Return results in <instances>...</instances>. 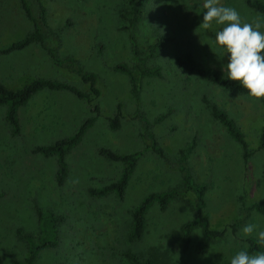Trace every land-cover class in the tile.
Instances as JSON below:
<instances>
[{
    "label": "rangeland",
    "instance_id": "obj_1",
    "mask_svg": "<svg viewBox=\"0 0 264 264\" xmlns=\"http://www.w3.org/2000/svg\"><path fill=\"white\" fill-rule=\"evenodd\" d=\"M42 2L51 31L48 44L56 47L60 59L72 58L82 71L96 76L100 94L95 102L100 113L67 153L68 173L58 185L56 156H43L33 149L73 134L92 115L88 102L67 90L43 89L19 107L18 135L11 134L4 118L5 106H0V264H12L26 256L27 243L21 234L39 235L35 204L64 217L57 226V245L42 250L35 264H128L125 251L149 258L153 264H230V258L245 249V239L257 241L256 233L264 230V215L253 210L236 233L229 227L243 218L240 197L248 205L261 202L264 196V150L258 146L264 108L259 99L231 93L174 64L177 56L190 53L198 64L224 74L221 68L227 56L223 57L210 39L221 26L213 22L208 30L200 27L204 0H143V15L134 29L141 57L154 40L165 39L159 52L145 59V65L160 67L162 76L142 79L138 106L171 160L195 138L187 164L193 179L206 185L205 211L210 226L226 228L220 239L208 241L204 249L199 227L192 229L188 239L183 236V225L192 218L193 210L188 200L179 196L164 210L152 204L141 239H128L133 208L150 192L180 189L181 175L151 150H143L129 78L113 68L121 62L133 69L135 62L121 16L126 1ZM219 3L236 9L242 22L259 19L264 31V15L243 0ZM30 30L31 22L20 1L0 0V47ZM37 77L67 82L89 92L88 84L75 71L55 66L37 43L0 54V82L8 88H21ZM204 97L226 110L242 130L251 153L247 162L242 159L240 145L212 117ZM118 103L121 124L111 130L107 118L114 116ZM102 147L118 153L143 150L122 198L113 192L104 196L88 193L89 188L115 181L122 169L120 162L99 153ZM249 223L256 228L245 237L241 229Z\"/></svg>",
    "mask_w": 264,
    "mask_h": 264
},
{
    "label": "trees",
    "instance_id": "obj_2",
    "mask_svg": "<svg viewBox=\"0 0 264 264\" xmlns=\"http://www.w3.org/2000/svg\"><path fill=\"white\" fill-rule=\"evenodd\" d=\"M19 1L24 15L31 22V30L22 38L0 47V54H7L12 51L21 50L32 43H37L46 51L51 62L55 66L68 67L70 70L75 71L84 83L88 84L89 92H84L67 82L44 77L34 78L18 89L8 88L0 82V106H5L4 118L10 127L12 135H18L21 130L18 117L19 107L26 104L33 95L43 89L67 90L74 93L78 98L85 99L88 102L92 115L86 117L73 134L59 138L50 144L36 145L33 149L35 152H38L43 156H56L58 168L55 179L56 183L61 185L68 173L66 162L67 153L81 141L83 135L95 122L97 115L100 113L99 105L95 102V99L100 94V90L97 87V78L93 73L82 71V68H80V66H76L75 60L72 58L60 59L57 54L56 47L48 44L47 39L51 35V31L46 20V8L42 0ZM125 1L126 8L121 16L125 21L124 28L128 33L131 52L135 59L133 64L134 71L121 62L115 63L113 68L118 72L126 74L129 78L131 95L136 102L134 118L139 124L140 138L144 145L143 150H151L164 161V164L168 168L177 171L181 175L180 189L172 188L169 190L150 192L146 194L133 208L128 239L132 241L141 239L145 230L146 213L152 204L156 203L160 210H164L174 197L179 196L188 200L193 210L192 218L183 225V236L185 239H188L192 229L199 227L204 241L201 248L204 249L208 245V241L220 239L224 235L226 228L215 229L210 226L209 217L205 211L206 185L198 183L193 179L192 172L187 164V157L196 144L195 138L189 141L185 147L179 149V154L176 160H171L165 155L163 149L154 136L151 128V122L138 106L142 79L145 77L162 76L160 67L145 65V59L153 57V55L158 53L165 39L158 37L147 46L145 56L141 57L137 49L134 29L140 22L143 15V0ZM243 1L249 8L264 15V0ZM174 64L189 74L202 77L208 82L213 83L231 93L248 95L247 90L240 87L237 81L228 80L226 75L221 74L218 70L210 66L198 64L190 53L177 56L174 59ZM259 100L264 108V99ZM203 101L209 108L212 117L217 120L225 128L228 135L240 145L242 150V159L244 162H247L251 153L248 149V144L245 140L244 134L236 124L235 120L227 113L226 110L207 97H204ZM121 108V103H118L114 116L107 118L108 127L111 130H117L120 127L122 116ZM258 139L259 148L264 150V113L263 125ZM142 151L118 153L110 150L109 148H100L99 153L101 155H104L110 160L120 162L122 164V169L115 181L101 187L89 188L88 193L93 196H104L113 192L118 198H122ZM239 199L242 203L243 218L237 219L229 225L233 233H236L238 227L243 223L250 210L264 215V196L261 202L254 201L250 202L248 205L245 204L243 197H240ZM34 207L39 227V235L34 238L30 234H21V237L27 243V254L22 260H13L12 264H35V261L42 250L46 248H53L58 243L57 226L64 220V217L62 215H57L50 210H43L36 204ZM245 241L246 246L244 251L249 253L264 252V245H258L255 239L246 238ZM123 254L128 261V264H153L149 258L142 259L133 252L125 251Z\"/></svg>",
    "mask_w": 264,
    "mask_h": 264
},
{
    "label": "clouds",
    "instance_id": "obj_3",
    "mask_svg": "<svg viewBox=\"0 0 264 264\" xmlns=\"http://www.w3.org/2000/svg\"><path fill=\"white\" fill-rule=\"evenodd\" d=\"M200 27L208 30L213 22L221 27L210 39L227 56L221 71L228 80L237 81L250 97L264 99V31L259 19L242 22L236 9L223 6L219 0H204ZM256 226L245 225L241 232L247 237ZM258 245H264V230L256 233ZM230 264H264V252L250 254L240 250L230 258Z\"/></svg>",
    "mask_w": 264,
    "mask_h": 264
}]
</instances>
